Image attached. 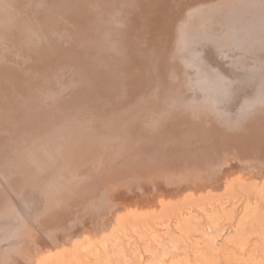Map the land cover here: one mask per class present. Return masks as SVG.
I'll return each mask as SVG.
<instances>
[{
    "label": "bare ground",
    "instance_id": "bare-ground-1",
    "mask_svg": "<svg viewBox=\"0 0 264 264\" xmlns=\"http://www.w3.org/2000/svg\"><path fill=\"white\" fill-rule=\"evenodd\" d=\"M261 1L0 0V264H76L165 183L264 181Z\"/></svg>",
    "mask_w": 264,
    "mask_h": 264
},
{
    "label": "rangeland",
    "instance_id": "rangeland-1",
    "mask_svg": "<svg viewBox=\"0 0 264 264\" xmlns=\"http://www.w3.org/2000/svg\"><path fill=\"white\" fill-rule=\"evenodd\" d=\"M261 2L264 7V0ZM191 5L183 4L178 11L189 10ZM212 55V61H220L221 67L226 68L227 59L218 52ZM259 59V63L255 61L258 68L264 63V56ZM227 76L223 78L226 82L230 75ZM256 83L254 79L236 86L245 96H252ZM239 108L243 105L237 103L228 109L239 112L234 116L243 122L246 113ZM95 161L96 165L102 162ZM251 171L243 172V178L233 179L230 186L224 185L222 179V187L217 189L196 183L187 185L170 203H146L135 212L124 210L119 221L114 219V213L122 204L115 199L114 208L107 212L112 215L111 225L79 246L85 248L88 257L79 254L76 264H264V181Z\"/></svg>",
    "mask_w": 264,
    "mask_h": 264
},
{
    "label": "water",
    "instance_id": "water-1",
    "mask_svg": "<svg viewBox=\"0 0 264 264\" xmlns=\"http://www.w3.org/2000/svg\"><path fill=\"white\" fill-rule=\"evenodd\" d=\"M188 176H189V178H191V180L196 177V176H190V175H188ZM207 176L208 175H204L202 177L203 178V181H201L202 183H205V185L206 184L209 185L211 182L214 181L213 184H216L217 186L216 187L211 186V187H214L215 189L222 187V184H223L222 179L225 176L224 174H220L217 179H213L214 175H212L213 177H207ZM214 178H216V177H214ZM194 183H196V182H194ZM167 185H169V186H167ZM171 185L172 184L165 183V187L153 190L154 193L151 191L150 193H148L146 195V192H145V193L141 194V195H144L142 197H137L139 195H138V193H136V196H135V194L134 195L132 194V196H130V197L133 198V200L135 199L136 201H140V202H143L145 204V203H147V202H145V200H150L149 203H151L160 194L161 195L162 194H177V195H179V193H181V192H183L184 190L187 189V186H182L181 185L178 188H176L174 185H172V186ZM205 185H204L203 188H205Z\"/></svg>",
    "mask_w": 264,
    "mask_h": 264
}]
</instances>
